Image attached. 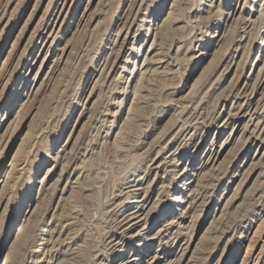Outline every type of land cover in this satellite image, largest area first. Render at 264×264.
<instances>
[{
  "label": "rangeland",
  "instance_id": "374dc122",
  "mask_svg": "<svg viewBox=\"0 0 264 264\" xmlns=\"http://www.w3.org/2000/svg\"><path fill=\"white\" fill-rule=\"evenodd\" d=\"M0 264H264V0H0Z\"/></svg>",
  "mask_w": 264,
  "mask_h": 264
},
{
  "label": "bare ground",
  "instance_id": "6f19581e",
  "mask_svg": "<svg viewBox=\"0 0 264 264\" xmlns=\"http://www.w3.org/2000/svg\"><path fill=\"white\" fill-rule=\"evenodd\" d=\"M132 226V225H131Z\"/></svg>",
  "mask_w": 264,
  "mask_h": 264
}]
</instances>
